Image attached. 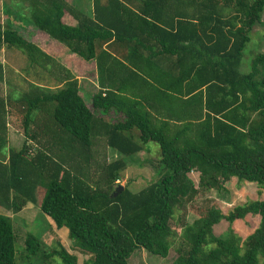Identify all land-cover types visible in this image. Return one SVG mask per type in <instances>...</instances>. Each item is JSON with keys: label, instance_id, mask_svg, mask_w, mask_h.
Instances as JSON below:
<instances>
[{"label": "trees", "instance_id": "obj_1", "mask_svg": "<svg viewBox=\"0 0 264 264\" xmlns=\"http://www.w3.org/2000/svg\"><path fill=\"white\" fill-rule=\"evenodd\" d=\"M26 2L25 9L14 3L19 16L68 53L94 62L98 89L87 99L72 72L0 25V47L20 51L25 72L44 73L42 83L21 91L9 84L0 96V115L7 107L26 137L3 164L2 122L1 204L12 213L37 205L56 229L68 230L73 248L90 255V264H129L138 249L162 259L174 249L171 264H264L263 199L227 214L206 200L190 207L197 219L190 225L180 220L179 235L171 225L187 202L228 192L232 179L238 187L247 182L264 189V53L252 58L249 72H240L250 36L262 25L264 0ZM65 13L75 26L63 22ZM3 76L0 66V82ZM97 143L116 159L107 163ZM150 143L159 148L155 182L112 197L121 172ZM192 172L199 175L197 186ZM252 216L258 228L244 239L230 230L226 237L213 233L223 221ZM57 244L48 248L28 233L18 252L12 220L0 214V264H78Z\"/></svg>", "mask_w": 264, "mask_h": 264}, {"label": "rangeland", "instance_id": "obj_2", "mask_svg": "<svg viewBox=\"0 0 264 264\" xmlns=\"http://www.w3.org/2000/svg\"><path fill=\"white\" fill-rule=\"evenodd\" d=\"M15 1V2H12ZM11 2V3H9ZM14 3H18V7L26 8V0H0V25L5 26L9 25L14 30H17L23 37H25L30 42L36 41L43 42V39H47L44 36L33 39L35 31L33 27L27 22L25 18H21L19 13H17L18 7H13ZM20 3V5H19ZM9 5V6H8ZM6 8V9H5ZM18 9V10H19ZM257 30L251 34L250 42L246 45L243 52V57L240 65V72L247 73L250 71V62L252 58L258 54V48L264 50V45L261 44L264 42V12L262 15V25L256 27ZM49 39V38H48ZM45 42L49 43L50 40ZM46 45V44H43ZM66 53L69 55L68 51ZM72 55V54H70ZM0 66L4 72V80L0 82V95L4 94V88L11 84L13 88L21 91L25 88L26 85H29L30 82H39L44 78V73L40 70L31 71L27 70L28 64L25 56L18 50L14 48H6L4 46L0 47ZM81 79V88L85 84V91L89 90L88 95L96 93L97 89L94 86L96 77L94 72L86 71V75L80 76ZM84 95V93L82 92ZM90 98V97H89ZM87 98V99H89ZM88 106L91 109L90 103L87 102ZM98 144V143H97ZM99 146V144H98ZM149 151H146L145 154H137L134 159L138 158L145 159L141 165H138L135 161L129 162L126 165V170L121 172V178L116 185L127 188L133 193L139 192L144 189L149 184L155 182L157 179L156 172L158 170L159 162V148L156 144H148ZM99 151V147L97 148ZM110 161L115 159L113 154H110ZM108 157L107 158L109 159ZM117 157V156H116ZM191 178V175H190ZM192 180V178H191ZM193 181V180H192ZM195 184V183H194ZM197 186V185H196ZM228 192H216L210 191L204 197H201L204 194H200L192 202H187L183 208L176 211L174 220L171 222L172 227L178 233L181 232V223L184 224L186 221L190 220L189 215L192 212L189 210L192 206H200L206 200L214 203L223 214H227L235 206L244 204L247 201H254L258 199L264 200V189L259 191V188L255 184H242L240 187L236 184V181H232L227 185ZM260 193V194H259ZM38 196V201H39ZM38 209V210H37ZM36 206L32 207L30 213L22 214L17 219L12 221L13 231L15 234V248L18 252H21L24 249V242L26 240L27 234H31L42 242L48 248H57L58 244L66 248L69 253L76 256L78 264H90V255L83 254L78 250L74 249L72 246L71 240L68 238V230L66 228L55 229L52 220L44 215L41 210ZM11 211V210H10ZM12 212V211H11ZM55 231H51L53 228ZM259 225L258 217H247L244 220L236 221L235 223L229 225L227 222H221L219 225L213 228V233L216 236L226 237L228 231L234 233V235L244 239L245 237L252 234ZM28 230V231H27ZM46 235V237H45ZM58 249V248H57ZM175 259L174 249L170 250L168 256L164 259L156 256H152L145 252L142 249H138L133 253L129 259V264H171ZM61 264V261L57 259ZM18 262V261H17ZM21 264H41L38 260H24Z\"/></svg>", "mask_w": 264, "mask_h": 264}, {"label": "crops", "instance_id": "obj_3", "mask_svg": "<svg viewBox=\"0 0 264 264\" xmlns=\"http://www.w3.org/2000/svg\"><path fill=\"white\" fill-rule=\"evenodd\" d=\"M66 1H68V0H66ZM63 22L66 25H69V26H75L77 24L76 20H74L68 13L64 14ZM255 30H257V29L255 28L253 30V32H255ZM40 36L41 37L44 36L47 39H43V42L39 41L37 46H39V48H41L46 54H48L49 56L54 58L57 62H59L61 65H63L70 72H72L74 74V76L78 79L80 88H81V79H83V78H80V76H82V74L86 75V71H91V73L94 72V76L96 77L94 86H95L96 89H98L96 67H95L94 62H85V61L77 58L75 55H70V54L68 55L66 53V49L64 47H62L58 43L48 39V37L45 34L41 33V32L35 33L33 39L35 40V38H39ZM46 40H50V42L47 43V42H45ZM32 43L35 44L37 42L34 41ZM43 44H46V45H43ZM262 45H264V42L261 44L260 47H262ZM143 53L147 54L146 51H143ZM258 53H264V50H260L258 48ZM84 87H85V84L81 88V93L83 92L86 95L87 98H89L92 94H94V93L91 92V94L88 95L89 90L85 91ZM5 93H6V88H4V94L3 95H5ZM87 106H88V104H87ZM4 112H6L5 116L0 115V126H2V122H4V124H5V131H4L5 134L3 135V137H4L5 141H6V145H5V149L3 150L2 154L6 155V156H4L6 158L3 159V161H4L3 164H6V161H7L8 155H9V151L10 150H20L22 148L23 144H24V140H26V137H24L23 133L18 128L17 121H16L15 117L10 115L9 113H7V107L4 108ZM1 114H2V112H1ZM108 119L110 121H112V122L116 121V119L114 118L113 115H109ZM25 145H26L27 149L32 148V143L28 139H27V142L25 143ZM33 146H35V145H33ZM98 147H99V154L100 155H104L105 154L106 157H108L110 154H113L115 159H116V155L111 150L104 149V146L102 144H100ZM95 149L96 148L94 147L93 150H95ZM145 152L146 151H142V152H140L138 154H141V153L145 154ZM143 161H145V159H143V158L140 159V160L138 159L136 163L138 165H141ZM110 162H112V161H110V156H109V159L107 158V163H110ZM125 170H126V168H125ZM190 175H191V178H192L193 182L195 183V185H197L198 184V179H199L198 173L192 172ZM232 181H236V180L232 179L230 181V183ZM236 184H237V182H236ZM242 184L245 185V184H252V183L242 182V183L239 184V187ZM36 198L38 199V196ZM1 202H3V200H0V214L9 217L12 221L14 219H17L19 216H22V214L30 213L31 210H32V207L36 206V209L38 207L37 205L26 204L22 208V210H20L19 212L12 213L10 211V209L8 208V206L7 207L3 206L1 204ZM188 218H190V220L186 221V224L190 225L197 219V216H195L192 213L191 215H189ZM50 228L52 229L51 231H55V229H56V228L54 229V226H53V228L50 226ZM214 228H215V226H214ZM45 237H46V235H45Z\"/></svg>", "mask_w": 264, "mask_h": 264}, {"label": "water", "instance_id": "obj_4", "mask_svg": "<svg viewBox=\"0 0 264 264\" xmlns=\"http://www.w3.org/2000/svg\"><path fill=\"white\" fill-rule=\"evenodd\" d=\"M123 187L122 186H117L116 187V190L114 191V193H113V195H112V197H116V196H118L122 191H123Z\"/></svg>", "mask_w": 264, "mask_h": 264}, {"label": "built area", "instance_id": "obj_5", "mask_svg": "<svg viewBox=\"0 0 264 264\" xmlns=\"http://www.w3.org/2000/svg\"><path fill=\"white\" fill-rule=\"evenodd\" d=\"M119 182V181H118ZM118 182H116V183H118Z\"/></svg>", "mask_w": 264, "mask_h": 264}]
</instances>
